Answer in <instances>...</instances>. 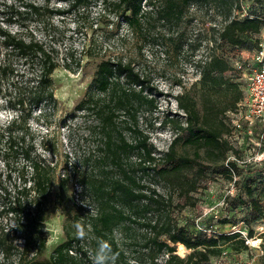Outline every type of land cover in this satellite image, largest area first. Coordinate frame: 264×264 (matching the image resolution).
<instances>
[{
  "label": "trees",
  "instance_id": "trees-1",
  "mask_svg": "<svg viewBox=\"0 0 264 264\" xmlns=\"http://www.w3.org/2000/svg\"><path fill=\"white\" fill-rule=\"evenodd\" d=\"M61 1L67 3L65 10L49 7L50 0H42V3L10 0L9 5L0 1L3 2L0 3V96L14 113L10 121L0 127V205L13 222L11 228L0 231V264H92L78 235L66 237L47 259L38 260L46 250L45 222L53 206L60 202V192L52 196L53 167L46 157L54 155L55 148L39 152L37 147L43 139L36 143L27 133L29 126L24 125L32 112L55 108L57 101L51 79L54 70L62 68L76 73L82 56L86 54L83 47L80 51L70 47L59 58L54 47V31L47 19L86 10L95 0ZM99 1L108 10L125 6L130 15L123 16L122 20L128 27L139 25V19L147 14L142 9L143 0ZM144 1L151 4L150 0ZM196 1L168 0L157 10L156 19L165 23L177 22L182 8ZM203 1H211L216 10L225 11V24L218 33L221 45L246 50L245 36L260 35L264 29L261 12H247L245 18L228 19L232 10H241L240 4L244 1L258 4L264 11V0ZM27 20L36 22L33 29H29L25 23ZM260 42L257 41L253 51ZM233 58L235 55L216 52L196 61L199 73L197 98L188 93L177 97L178 108L184 115V126L179 127L178 134L159 157L155 156L146 135L134 126L126 127L134 137L133 143L128 142L123 129L115 126V110L106 107L109 109L102 116L99 133L102 157L98 158L91 173L81 175L76 182L97 207L96 216L91 217L88 224L98 242L109 239L117 225L125 234L132 228L143 232L141 243L138 249L134 248L131 257L119 244L117 247L109 240L119 264H130V260L137 264H157L155 253L166 254L163 264H209L211 257L220 255V245L233 239H237V245L233 247L235 251L247 249L245 242L252 238L251 231L246 238L240 233L190 237L176 224L169 211V208L193 206L194 203H189L193 199L190 194L197 193L207 172L225 161L228 153L238 154L242 148L231 144L232 130L226 116L234 112L243 99V91L236 81L238 73L232 67ZM121 77L138 87V92L122 89ZM143 83L128 63L107 60L98 66L97 91L107 93L111 87L118 86V98L113 97L112 106L128 112L131 122H136L137 108L144 107L149 112L157 109L155 100L143 95ZM180 142L193 150L191 157L176 154ZM261 142H264V134ZM132 154L136 156L134 162L130 161ZM221 167L222 171L218 173H224L228 180H232L235 164L227 161ZM153 182L162 185L165 193H158L151 187ZM245 194L251 213L262 218L264 208L252 189L246 188ZM173 195L184 199V204L179 205ZM84 222L77 218L75 228L85 226ZM261 235L264 239V234ZM18 240L22 241L20 250ZM175 245L178 250L190 251L185 259L176 255ZM260 245L264 247V240ZM70 251L74 252L70 254ZM14 253H17L15 260L11 259ZM142 258L147 261H141ZM262 260L264 262V258Z\"/></svg>",
  "mask_w": 264,
  "mask_h": 264
},
{
  "label": "rangeland",
  "instance_id": "rangeland-1",
  "mask_svg": "<svg viewBox=\"0 0 264 264\" xmlns=\"http://www.w3.org/2000/svg\"><path fill=\"white\" fill-rule=\"evenodd\" d=\"M4 1L9 5L10 0ZM31 1L42 3V0ZM150 1V5L142 1V9L147 14L139 19V25L135 27H128L122 20L123 16L130 15L125 6L108 10L100 5L99 0L93 1L86 10L79 9L47 19L54 31V47L59 58L70 47L78 51L83 47L86 53L82 56L80 68L76 73L62 68L54 70L51 79L57 101L55 108L42 109L41 113L38 110L32 112L27 117V125H24L29 126L27 133L36 143L43 139V143L37 147L39 152L45 153L46 148H55V154L46 157L53 167L51 193L54 196L59 191L60 202L53 206L43 230L46 237L45 246L51 250L55 245L64 242L66 237L78 235L81 246L87 251L92 262L93 250L99 243L97 237L88 226L78 225L75 228V224L77 218L83 221L89 215L82 205L90 206L95 211L97 207L83 193L82 198L79 196L80 202L77 205L74 194H79L76 179L91 173L98 163V158L102 157L99 133L103 114L109 108L114 109L115 126L123 129L126 140L133 143V134L126 127L134 126L146 135L155 156L159 157L166 151L174 135L178 134L179 127L184 126V115L178 108L177 97L188 93L197 98L199 73L196 61L216 52L235 56L240 53V50L221 45L218 41V33L225 24V11L216 10L211 1L191 2L182 8L180 19L171 23L156 19L157 10L168 0ZM49 7L65 10L67 3L50 0ZM240 7V11L232 10L228 19H241L242 14L252 11L264 15L260 5L251 1L241 2ZM25 23L29 29L36 25V22L28 20ZM244 39V53L249 55V62L257 41L264 40V29L260 35H247ZM107 60L128 63L144 81L143 95L153 98L157 109L149 112L144 107L137 108L136 122H131L128 112L118 111V108L112 106L113 97L118 98V86L111 87L107 93H99L96 88L98 66ZM119 81L122 89L138 92V87L126 82L125 78L121 77ZM13 115L0 96V127L10 121ZM231 144L242 147L238 154L228 153L225 161L207 172L206 178L199 183L197 193L190 194L193 199L189 203H194L193 206L187 205L182 209L176 207L174 210L169 208L170 216L190 237H217L240 233L246 238L251 231L252 238L245 242L246 250L235 251L233 247L237 245V239H233L220 245V255L211 257L209 264H264V247L260 245L264 240L261 235L264 234V215L258 218L251 213L249 199L245 194L246 188L252 189L253 195L264 208V142L260 141L257 132L249 134L244 129L231 138ZM250 145L252 149L248 150ZM192 153L193 150L184 147L181 142L176 146L178 156L191 157ZM202 153L201 151L200 154L203 155ZM135 157V154H132L130 161L134 162ZM227 161L235 164V170L231 174L232 180H228L224 173H218ZM72 171L76 173L73 174ZM151 187L158 193H165L162 185L158 183L153 182ZM172 198L179 205L184 204V199H178L174 195ZM10 217L0 205V231L13 226ZM80 233L84 235L81 236ZM142 233L132 228L130 233L125 234L121 229L118 230L117 225L109 239L102 241L110 244L109 240H112L131 257L134 255V248L138 249L141 243ZM251 241L257 244L252 245ZM49 242L51 246H48ZM17 243L20 250L22 241L18 240ZM175 251L182 259L190 253L186 249L178 250L177 245ZM31 253L32 251L29 257ZM44 253L45 251L38 260H45ZM14 255L11 258L13 260L16 259L17 253ZM165 259L166 254L155 253L157 264H163ZM141 261L147 259L142 258ZM118 262L116 256V264H119ZM128 263L137 264L132 260Z\"/></svg>",
  "mask_w": 264,
  "mask_h": 264
},
{
  "label": "built area",
  "instance_id": "built-area-1",
  "mask_svg": "<svg viewBox=\"0 0 264 264\" xmlns=\"http://www.w3.org/2000/svg\"><path fill=\"white\" fill-rule=\"evenodd\" d=\"M145 2V1H144ZM247 13L242 14L245 18ZM237 51V50H236ZM245 50H240L232 60L234 72L238 73L237 84L243 91V99L237 104L232 113H227L228 125L231 128V138L244 129L251 132H257L260 141L264 134V40L258 45V48L252 52L251 59L247 60L248 54ZM246 54V58L243 56ZM231 138H229L231 140ZM251 150V145L248 146ZM82 198V190L79 186V194H74V200L77 205ZM83 206L84 211H88V217L83 219L85 226L89 227V219L95 217L97 211L90 206ZM85 208V209H84ZM87 219V220H86ZM70 254L72 252L70 251Z\"/></svg>",
  "mask_w": 264,
  "mask_h": 264
},
{
  "label": "clouds",
  "instance_id": "clouds-1",
  "mask_svg": "<svg viewBox=\"0 0 264 264\" xmlns=\"http://www.w3.org/2000/svg\"><path fill=\"white\" fill-rule=\"evenodd\" d=\"M81 236L84 233H80ZM116 255L107 242L101 241L92 253V264H116Z\"/></svg>",
  "mask_w": 264,
  "mask_h": 264
},
{
  "label": "crops",
  "instance_id": "crops-1",
  "mask_svg": "<svg viewBox=\"0 0 264 264\" xmlns=\"http://www.w3.org/2000/svg\"><path fill=\"white\" fill-rule=\"evenodd\" d=\"M55 246H57V245H55ZM54 246V247H55ZM54 247L52 248V250L54 249ZM51 249H49L47 246H46V250H45V253H44V258L45 259H47L48 257H49V254L51 253V251H52Z\"/></svg>",
  "mask_w": 264,
  "mask_h": 264
},
{
  "label": "bare ground",
  "instance_id": "bare-ground-1",
  "mask_svg": "<svg viewBox=\"0 0 264 264\" xmlns=\"http://www.w3.org/2000/svg\"><path fill=\"white\" fill-rule=\"evenodd\" d=\"M251 242H252V245L257 244L256 242H253V241ZM48 246H51V242L48 243Z\"/></svg>",
  "mask_w": 264,
  "mask_h": 264
}]
</instances>
